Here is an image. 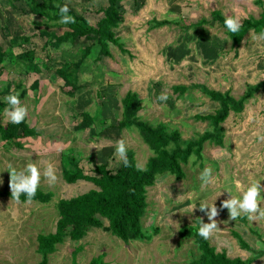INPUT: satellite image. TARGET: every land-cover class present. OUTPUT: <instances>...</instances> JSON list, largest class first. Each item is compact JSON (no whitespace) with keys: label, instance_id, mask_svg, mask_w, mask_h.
<instances>
[{"label":"rangeland","instance_id":"obj_1","mask_svg":"<svg viewBox=\"0 0 264 264\" xmlns=\"http://www.w3.org/2000/svg\"><path fill=\"white\" fill-rule=\"evenodd\" d=\"M26 1L16 0L11 7L7 0H0L3 48L8 47L10 35L34 32L36 36L38 29L53 24L30 13ZM60 3L67 4L69 12H75L95 27L102 15L99 7L105 6L106 0H60ZM213 10L242 22L246 18H258L264 11V0H121L119 11L123 21L114 31L126 52L110 44V57L100 56L96 41L84 37L65 43L62 48L48 49L47 62L53 67L78 58L79 47L93 43L78 69L77 84L82 88L73 97L65 94L68 87L60 86L63 81L45 69L44 73L49 76L36 89L30 86L37 77L35 74L25 75L14 64L2 72L0 90L19 77L28 86L19 99L21 106L28 110L26 122L34 128L35 135L17 140L20 146L0 138V191L11 192L12 169L20 172L28 163H35L41 173L38 189L50 191L52 197L47 202L29 203L0 196V264H39L37 235L55 231L58 200L96 188L83 180L67 184L61 173L62 154L79 158V166L88 174L95 175V164L106 163L113 171L122 160L115 153L117 141L123 139L126 149L134 151L138 166H145L153 154L150 148L135 128L118 127L122 117L121 99L127 91L137 93L138 115L142 120L163 122L171 129H178L182 138L189 139L208 129V122L197 119L196 115L213 113L218 107L203 93L201 85L220 92L229 91L237 98L248 84L264 78V40L252 39L260 34L249 30L239 45H232L226 29L211 19ZM83 12H87V19ZM202 18L208 22L194 26ZM154 20H167L168 24L155 27ZM50 29L57 33L64 30ZM31 41L36 45V53L44 55V39L33 37ZM178 85L188 90L178 94L173 89ZM165 91L168 99L157 100ZM6 96L2 94V99ZM9 107L7 104L5 109ZM5 109L0 122L10 120ZM98 111L104 121L101 132L97 119L88 129L76 130L83 112L94 116ZM221 126L223 145L205 142L202 159L191 156L183 165L184 178L177 180L171 174H159L147 188L148 206L141 219L144 238L123 242L101 228H90L78 241L65 237L56 244L55 251L48 255V264H73L72 252L76 248H80L75 255L76 264H87L97 255L103 256L105 264H185L196 258L199 250L192 237L180 238L177 231L183 224L195 225L197 218L199 226L202 221L211 222L208 210H200L202 202L218 209L215 218L218 229L208 239L217 251L224 250L230 258L245 259L264 250V219L252 222L242 214L231 220L229 210L222 207L231 198L229 191L241 198L242 191L252 182H260L264 188V141L260 139L264 136V89L245 102L242 112H230ZM50 163L57 176L52 185L44 177ZM205 167H211L214 183L202 189L199 177ZM236 181L240 182L239 190ZM261 196L264 197V191ZM260 206L264 208V199ZM103 223L107 224L105 220ZM233 231L249 249L240 246ZM251 264H264V254Z\"/></svg>","mask_w":264,"mask_h":264},{"label":"trees","instance_id":"obj_2","mask_svg":"<svg viewBox=\"0 0 264 264\" xmlns=\"http://www.w3.org/2000/svg\"><path fill=\"white\" fill-rule=\"evenodd\" d=\"M11 7L15 6L16 0H7ZM27 8L33 15H38L45 19L48 24L43 30H38L36 36L44 39L42 46L43 51L48 52L49 48H60L67 42H74L79 37L87 40L96 41L99 45L98 54L103 57H110V44L115 45L120 50L125 51L120 39L115 35V29L122 23L123 15L119 11V2L121 0H107V4L100 8L101 17L97 20L96 26L88 25V22L69 12L68 14L75 19V23L61 24L59 23V7L60 0H28ZM211 19L221 23L226 29L227 35L232 45H239L249 30L261 34L264 31V11L258 18H246L241 22V28L238 32L232 33L225 27L223 17L218 10H213ZM207 19L202 18L194 26L206 24ZM154 26H162L168 24L167 20H154ZM38 26V23H35ZM65 27V30L58 34L50 29L51 27ZM31 35H10L9 45L3 48L0 44V75L7 67L13 64L22 69L25 75L41 73L42 61L36 53V45L33 44ZM93 43L79 47V57L71 61L64 62L59 66L50 70L45 64L44 69L49 73H54L63 81V87H68L65 94L73 97L76 89L80 85L78 81V69L84 59L88 57ZM5 59L8 63H5ZM25 81L19 77L8 83L4 89L0 90V114L6 108L7 103L2 99V94L9 95L19 92V96L23 97L27 91ZM39 79L36 78L31 83V88H38ZM201 90L211 100L218 104L213 113L205 115H196L197 119L207 121L208 129L196 136L184 139L178 129H171L163 122L152 123L142 120L139 115L140 99L136 92L127 91L122 103V117L118 121L119 128H135L141 136L144 143L152 151V155L148 158L144 167H139L134 157V151L127 149L126 156L128 164L125 165L121 160L119 167L115 170H109L108 165L95 164L93 172L95 175L88 174L79 166V158L73 156L61 155L62 178L67 184H73L83 180L91 182L96 186L89 191L72 196L69 198H61L58 200L57 208L59 217L56 222L54 232L37 235V252L41 256L39 264H48V255L55 251V246L61 243L65 237H69L72 241L82 239L90 228H101L109 232L111 235L119 238L123 242L134 241L145 237L143 233L141 219L145 214L148 206L146 201L147 188L155 182L156 176L159 174H171L177 180L185 177L186 173L183 165L187 164L190 157L202 159V150L205 142L222 146L224 143V129L222 122L228 117L230 112L240 113L244 108L245 102L251 98L259 89H264V78L255 83L248 84L243 94L237 98L233 97L229 91L220 92L208 89L201 85ZM64 89V88H63ZM178 94H184L188 87L178 85L173 87ZM98 120L99 130L104 127V121L100 111L94 116L88 112H83L81 121L75 126L76 130L90 127L94 121ZM26 118L19 124L12 123L10 120L0 122V138L12 142L15 146H20L17 141L24 137L35 135L34 128H31ZM99 132V133H100ZM0 196H10L11 192L3 189ZM52 197L50 191L44 192L37 188V192L33 200L47 202ZM20 201H27L26 195L22 194ZM103 220L107 222L105 225ZM195 225L183 224L179 227L177 233L180 238L192 237L197 245L199 254L196 258L185 264H251L255 259L264 254V250H258L253 256L242 259L240 257L230 258L224 250L220 252L215 246L211 245L209 240H205L198 235L200 219L195 220ZM233 235L238 238L240 246L249 249V246L242 240L239 234L233 231ZM76 248L73 253L72 263L76 264L75 255ZM87 264H105L102 255L92 257Z\"/></svg>","mask_w":264,"mask_h":264},{"label":"clouds","instance_id":"obj_3","mask_svg":"<svg viewBox=\"0 0 264 264\" xmlns=\"http://www.w3.org/2000/svg\"><path fill=\"white\" fill-rule=\"evenodd\" d=\"M70 9L67 4L59 7V15L61 24L75 23L74 17L70 16ZM91 22V21H89ZM225 27L228 31L236 33L241 28V22L239 18L228 16L224 20ZM254 40H264V31L261 32L259 36H253ZM5 102L10 106L5 109V115L10 119L12 123L19 124L24 121L27 116V108L21 106V101L19 99V93L9 94L5 98ZM168 99L167 92H162L157 100L166 101ZM264 141V136L260 137ZM126 144L123 139L117 141L116 156L122 159L127 166V156H126ZM56 169L51 163L47 165L44 171V177L47 179L50 185L55 184L57 176L55 174ZM10 189L11 198L19 202V198L22 194L26 195L29 203L33 200L36 195L37 188L40 183L41 173L37 168L35 163H28L25 168L17 172L15 169L10 171ZM199 179L201 180V188L204 189L210 184L214 183V178L212 177L211 167H205L201 173ZM236 188L239 190L241 188L240 182L236 181ZM264 191L262 184L260 182H252L245 191H242L241 198H237L231 195V198L223 202L222 207L229 210L230 219L236 220L242 214L247 216V219L252 222H258L260 219H264V208H261L260 201L264 199L261 196V192ZM201 211H207L208 219L210 223H202L198 228V235L205 240L209 239L214 231L218 229V224L216 222V217L218 215V209L215 205L209 206L206 203H201ZM259 247V244L257 245Z\"/></svg>","mask_w":264,"mask_h":264},{"label":"crops","instance_id":"obj_4","mask_svg":"<svg viewBox=\"0 0 264 264\" xmlns=\"http://www.w3.org/2000/svg\"><path fill=\"white\" fill-rule=\"evenodd\" d=\"M95 1H97L98 2V0H95ZM106 4H107V0H106ZM84 5H86L85 3H84ZM101 8V6L99 7V9ZM73 10V9H72ZM97 14H98V8H97ZM75 13V12H74ZM85 13V14H84ZM86 13L87 12H83V14H84V17L87 19V16H86ZM76 14V13H75ZM88 21V20H87ZM40 25H38L37 27H39ZM56 28H59V29H61V28H64V30H65V27H56ZM39 30V29H38ZM63 30V31H64ZM55 31V30H54ZM62 31V32H63ZM34 33V32H33ZM58 34H60V33H58ZM13 35H19V34H13ZM34 37H38V36H34ZM33 38V37H32ZM32 38H31V40H32ZM33 42V41H32ZM65 44V43H64ZM63 44V45H64ZM67 44H68V42H67ZM63 45L60 47V48H62L63 47ZM47 56H49L50 57V55L47 53V52H45L44 53V55H39L38 54V57L42 60V61H44L43 63H42V65H41V68H43L42 69V71H41V73H39L38 75H36L37 77H34V79H36V78H38L39 79V84H38V88L40 87V81H43V80H45L46 78H48V76H46V74L44 73V65L46 64L47 66H48V68L50 69V70H53L55 67H57V66H59V65H54L53 67H50L51 65H48V62H47V60H48V58H47ZM70 59V58H69ZM50 62H51V60H49ZM67 62V61H66ZM54 63V62H53ZM62 64V63H61ZM82 65H83V63L80 65V67L79 68H81L82 67ZM45 71L48 73V71L45 69ZM51 74H53V73H51ZM25 86L26 87H28L26 84H25ZM60 86H62V84L60 83ZM80 88H82V87H79L78 89H80ZM78 89H76L75 90V92H74V94H76V91L78 90ZM2 114V113H1ZM0 114V115H1ZM94 124V123H93ZM92 124V125H93ZM89 128V127H88ZM88 128H84V129H88Z\"/></svg>","mask_w":264,"mask_h":264}]
</instances>
